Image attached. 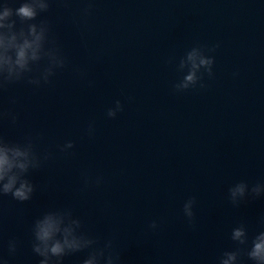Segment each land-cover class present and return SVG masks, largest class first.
Returning <instances> with one entry per match:
<instances>
[{
    "label": "clouds",
    "instance_id": "1",
    "mask_svg": "<svg viewBox=\"0 0 264 264\" xmlns=\"http://www.w3.org/2000/svg\"><path fill=\"white\" fill-rule=\"evenodd\" d=\"M53 0H21L19 7L13 8L8 0L0 4V94L8 86L24 82L35 88L50 84L57 71L68 67V57L62 51L58 41L51 35L52 29L47 19H39L48 13ZM67 2V0H65ZM91 0L81 10L83 17L91 15ZM220 47L196 44L179 58L177 71L185 73L181 79L173 83L176 93H183L199 85L201 89L204 75L214 76L215 51ZM172 63V60H169ZM84 78L86 73L76 69ZM89 81V85H92ZM15 103L14 100L11 101ZM124 105L117 99L113 106L106 110V117L115 119L123 112ZM18 115L11 110L0 107V123L7 120L11 124L18 122ZM87 135L94 136L95 125L90 122ZM41 134L26 135L22 141H12L0 134V198L11 196L17 202L25 203L33 198L36 185L29 178L30 173L41 169L53 158L50 151L40 152L37 141ZM75 144L72 140L59 146L62 153H69ZM94 183L100 186L103 177L92 180L84 174L85 187ZM264 195V182H256L249 186L246 181L236 182L228 188V199L232 205L238 206L247 198L256 199ZM195 197H189L183 204L182 212L190 228H195ZM264 224V218L261 219ZM160 224L152 220L148 229L158 230ZM230 239L237 245L233 250L222 252L218 264H239L242 255H246L252 264H264V230L259 231L250 240L244 223L231 230ZM115 237L101 238L84 230L82 219L71 208H51L38 216L31 225V250L39 257L38 264H64L65 257L77 253H86L81 264H120L121 256L115 247ZM19 247L16 238L7 241L9 255H15ZM0 264H8V260L0 255Z\"/></svg>",
    "mask_w": 264,
    "mask_h": 264
}]
</instances>
